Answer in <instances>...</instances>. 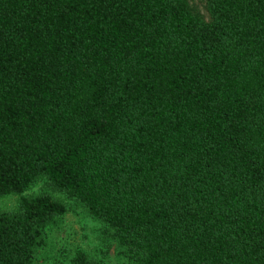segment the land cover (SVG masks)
<instances>
[{"label":"trees","instance_id":"1","mask_svg":"<svg viewBox=\"0 0 264 264\" xmlns=\"http://www.w3.org/2000/svg\"><path fill=\"white\" fill-rule=\"evenodd\" d=\"M206 4L0 0V264L67 211L42 177L133 264H264V0Z\"/></svg>","mask_w":264,"mask_h":264},{"label":"rangeland","instance_id":"2","mask_svg":"<svg viewBox=\"0 0 264 264\" xmlns=\"http://www.w3.org/2000/svg\"><path fill=\"white\" fill-rule=\"evenodd\" d=\"M192 9L209 20L206 0H189ZM47 194L61 201L67 211L44 231V243L36 252L35 264H73L77 251H83L100 264H133L126 248L108 234L105 223L92 217L77 200L55 189L46 177L38 179L25 192L33 197ZM20 195L0 196V212L15 211Z\"/></svg>","mask_w":264,"mask_h":264}]
</instances>
